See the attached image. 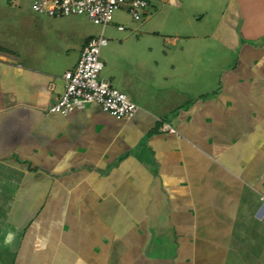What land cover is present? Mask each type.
Returning a JSON list of instances; mask_svg holds the SVG:
<instances>
[{
	"label": "crops",
	"instance_id": "crops-1",
	"mask_svg": "<svg viewBox=\"0 0 264 264\" xmlns=\"http://www.w3.org/2000/svg\"><path fill=\"white\" fill-rule=\"evenodd\" d=\"M158 1L171 37L101 61L129 119L0 49V264H264V0Z\"/></svg>",
	"mask_w": 264,
	"mask_h": 264
},
{
	"label": "rangeland",
	"instance_id": "rangeland-1",
	"mask_svg": "<svg viewBox=\"0 0 264 264\" xmlns=\"http://www.w3.org/2000/svg\"><path fill=\"white\" fill-rule=\"evenodd\" d=\"M32 1L0 0V49L3 52L21 56L40 58L43 55L49 59L59 60L61 67H71L74 63L76 64L86 40L99 35L101 26L94 24L85 14L61 18L39 14L33 9ZM152 4L156 6L157 12L152 11L148 19L142 15L140 20H134L125 7L113 14L104 30L108 45L101 49V61L105 59L106 48L117 46L121 56V53L129 49L131 44L149 43V41H142V38H153L149 37L146 31L152 29L158 31L159 35L154 39L160 44L164 43L165 38L171 37L168 33L173 27H168L164 19L166 14L173 13V10L169 5L160 3L158 0H152ZM117 24L123 25L125 31H118L115 28ZM140 31L143 35L138 41L136 38ZM127 35L133 36L121 40Z\"/></svg>",
	"mask_w": 264,
	"mask_h": 264
},
{
	"label": "built area",
	"instance_id": "built-area-1",
	"mask_svg": "<svg viewBox=\"0 0 264 264\" xmlns=\"http://www.w3.org/2000/svg\"><path fill=\"white\" fill-rule=\"evenodd\" d=\"M150 6V0H33L32 7L49 17L60 18L85 14L101 26V33L89 37L82 47L75 66L64 73V89L48 111L67 115L68 113L97 103L104 112L116 119H129L136 111L134 101L122 91L114 88L110 81L100 77L102 62L100 52L108 44L104 30L113 14L125 7L134 20H140ZM123 30L122 25H116Z\"/></svg>",
	"mask_w": 264,
	"mask_h": 264
}]
</instances>
